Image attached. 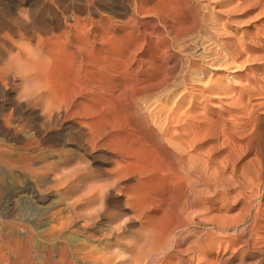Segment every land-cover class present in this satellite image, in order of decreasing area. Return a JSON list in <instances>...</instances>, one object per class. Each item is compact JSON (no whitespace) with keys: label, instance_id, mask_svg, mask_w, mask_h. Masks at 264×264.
Listing matches in <instances>:
<instances>
[{"label":"rangeland","instance_id":"1","mask_svg":"<svg viewBox=\"0 0 264 264\" xmlns=\"http://www.w3.org/2000/svg\"><path fill=\"white\" fill-rule=\"evenodd\" d=\"M8 1L9 0L7 1L0 0V20H1L0 26L8 27L10 25H13L12 31H14L15 33L13 32L12 35L18 34V32L20 33L22 32L23 35L30 34L29 30L31 29L34 30L33 28L37 27V25H41L42 24L41 22L48 21L50 17H52L51 13H53L52 9L50 8L51 7L50 4H52V6L55 4V6L57 7L60 5L64 7L68 5L70 6L71 3L73 5L76 4L75 0H69L70 2L68 0H60L61 4H58L56 0L55 1L41 0V2L40 0H34V1H37V2H34L35 3L34 5L40 6V8L39 7L35 8L33 6L35 9L31 7L30 8L31 10L30 9L27 10V11L32 12L30 13V12L25 11L27 8L26 5H22V6L18 5V7L15 10L16 13L17 12L18 14L21 13V16H18L13 11H11L12 9H10L11 5L14 4L13 7L16 5L15 3L16 0L14 2H12L11 0L9 2ZM94 1L96 0H92L93 4L94 3L97 4L96 2H99V0H97L96 2ZM108 1L110 0H105V1L102 0V2L100 0V2L97 5L92 7L93 10L95 12L96 11L99 12L100 14L102 13L105 14V11H106V14H107L108 9L111 8L113 5L115 6V4H117V2L121 0H111L110 2ZM161 1L162 0H157V1L156 0H146L145 2L144 0V6H147L146 8L150 7V9H147L148 15L146 13H144L143 15L141 13L142 16L138 14V16H136V18L134 19V20L138 19L135 22V24L138 22L136 25L134 23L130 24V27L129 25H126L125 27L119 28V30L117 29V31L119 32L121 29V32L124 30H129V31L131 30L133 32L136 31L135 33H138V30L142 32L143 30L152 31L153 29L155 31L157 28V30L155 31L157 33L158 30L159 32H161V29H163L164 21H166L165 24L171 23L170 24L171 27L174 26L171 29L173 28L177 29L176 27H178L179 29L180 26L178 25L179 24L181 25V22H182L180 31L177 29V31L181 32L182 38L181 37H180L181 39L179 37L177 38L178 43L177 45L176 44L174 45V48L175 47L176 48L172 52L171 51L167 52L166 56L164 57L160 55V58L158 60L160 62V63L158 62V66H159L158 69L160 70H157V74L159 72L158 76H160L159 78H162L163 76L161 77V75H163V73H162L161 68L163 69V72L165 73L164 69H166V66H167L166 65V62L168 61L167 57L170 56V54L168 53L172 54V58L174 59L175 63L170 64V60H169L168 64L170 67H172L171 72H173L172 73L173 75H170V79H169V81L171 80V82L173 81L174 83V85L173 84L171 85L173 88H171V91H170L173 94L170 93L169 95L167 90H165V94H164L163 93L164 91L160 89L161 92L159 90V94L156 95V97L158 96V98L155 97L151 99L154 101V104H153V101L150 102V100L148 102L146 101L145 103L147 104V106L149 105L148 111L154 105L158 104L156 105V108H157V111L159 112L156 111L157 116L154 115V119H155V124L158 121L157 125H155L157 130L160 131L158 132L160 134H163L162 136L164 140L163 141L164 147L162 146L161 148L165 150H161L160 148L161 150L160 153L163 154V151L166 152L164 154L165 156L163 155L164 159L166 156L172 158L176 156V154H178L179 156H183L182 158H184V160L190 161L191 163L195 165L196 169L194 171L198 172L199 170L201 171V173L203 172L201 175L204 174L203 175L204 177L201 176V178H199L200 172H198V174L195 172V175L197 174L196 179H199V181L201 180L200 181L201 183L197 180V182L199 183L197 189H199L200 194H199V197H197L198 200H195V203H193L191 206H188L187 208L185 207L182 213L184 217L181 214V218L185 220L187 219L189 221H193L194 223L197 224V226H195V230H196L195 234L196 235L198 234L197 237H198L199 243L200 241L201 243L202 242L204 243V244L203 243L199 244V246L201 245L200 246L201 251L199 252L201 253L203 251L204 253L202 252L200 254L199 252H195L193 254L194 255L193 261L196 263L198 260L197 262L198 264H201V263L202 264H206V263L207 264H216V263L219 264V260H221L220 257L222 258V252L224 248H226L228 243L232 240H236L237 245L240 243L238 240H250L251 245L253 244L256 247L264 246V184H261L258 187L254 183V180L255 182L257 181L256 180L257 177L255 176L264 177V0H196L198 5L195 2V0H188V2L186 0L185 1L183 0L181 1L180 0H176V1L175 0L174 1L173 0L172 1L163 0L162 2ZM170 1H171V4H170ZM189 1H191V5L194 3L193 6H190ZM67 2L69 4H67ZM165 2H168V3H165ZM173 2H176L177 4ZM179 3H180V6L178 5ZM186 3H188V5ZM2 4L3 6H1ZM169 4H170V7L172 6L171 8L169 7ZM183 4H185V6L187 7V8L185 7L186 8L185 10L183 8L184 12L182 11V7L184 6ZM175 5L176 7L178 5L179 8H175ZM194 5L197 7H195ZM100 6L101 7L103 6V7L101 8ZM5 7L7 8L5 9ZM96 7L99 8L100 10L97 9ZM2 8H4V12ZM42 8L44 9V11ZM165 8H166V11L164 10ZM172 8H174L176 12ZM189 8L191 9V11ZM58 9H60V7ZM177 9H179L180 11ZM188 9L190 11L188 13L190 14L186 13V10ZM154 10H156V12ZM167 10L171 11L170 14L172 13V11H174L175 13H173V16H171L172 14L170 15L169 11ZM11 12H13L15 15H12ZM28 13L30 14L28 15ZM164 13L166 15L168 13V17L170 18L164 15ZM201 13L202 15L200 16ZM22 14H25V15L23 16ZM160 14H163L164 17ZM175 14L178 16H175ZM191 14L192 16L189 17ZM8 15L10 16L12 15V16L11 17L9 16L8 18ZM27 15L28 17H26ZM40 15H45V16H41L42 17L41 18ZM179 16H181V19H179L180 18ZM186 16L188 18H186ZM193 16H195L194 19L197 20V21L195 20L197 23L189 19V18H193ZM6 17L7 19H9V21L7 19H4ZM16 17H17V20L20 17L19 22L16 21ZM21 17L24 21L21 20ZM45 17H47V19ZM175 17H176V21L178 19L177 22L178 23L180 22L179 24L175 21L174 19ZM197 17L198 18L201 17L202 20H199ZM26 18L28 20H26ZM31 18H33L35 21H38V22L37 23L35 22L34 26H30V25L29 27L25 26V23L27 21L29 22ZM37 18L41 20L39 21ZM118 18L119 17H116V20ZM157 18L159 21H162L163 18L165 20L162 21V24L161 23L158 24L157 22L159 21L156 20ZM145 19H148V21ZM182 19L185 21H187L188 19V21L186 23L184 21L183 23ZM12 20H13V23L10 22ZM14 20L16 21L15 23H14ZM123 20L124 19L119 18L117 21H123ZM154 20L156 21L157 24L155 23ZM173 21H175L174 22L175 24L173 23ZM198 21L202 22L200 24L203 26V28L202 27H199L200 29L198 28V26L200 25ZM151 22L152 24L150 25ZM16 23L23 24V28L21 24H19L20 27L22 28V31H21V28L18 27L19 25ZM188 23H190L192 26H189L190 24ZM145 24L148 26H146ZM194 24L195 25L198 24V26L196 25L195 27L196 31H194V26H195ZM134 25L136 27H134ZM156 25L161 26L162 28L160 27L161 29H159L158 26ZM184 25H187L188 27H190V29ZM149 26H150V30L148 29ZM127 27H129V29ZM133 27L135 28V30H133ZM184 28L186 29V31L184 30L185 33L183 32ZM191 28H193V31L191 30ZM168 29H165V31H167ZM171 29L169 31L173 33ZM183 33L184 34L187 33L186 36ZM166 34L167 36H171L170 33L169 35L168 33ZM156 37H157V41L160 38L159 42H155L156 38L154 39L152 38V40L155 42L156 46L158 45V47L162 49V42H161L162 36L159 37L157 35ZM180 40L183 42L181 43V45L179 44ZM181 49H184V50H181ZM175 54H176V57L177 56L179 57L176 58ZM165 57L166 59H162ZM184 58L186 59V61L184 60ZM182 59L184 61H181ZM162 62L163 64H165V66L162 64ZM176 62L178 63V65L176 64ZM159 64L160 65L162 64V65L160 66ZM173 64H176V65H173ZM171 72L169 71V73ZM168 86L171 87L170 85ZM146 104H145V107H147ZM125 107L126 109L128 108L126 105L123 106V104H122V107H118V110L120 111V113L123 108L125 109ZM124 109L122 110L124 114L123 113L121 114L124 115L123 117L127 118L126 119L127 122L131 124V121H129L130 119L128 118H131L132 116L133 117L136 116V114L133 113L135 112V110L132 111L130 109L132 113L135 114L133 115L131 114V112H129V109H127L128 111ZM125 112L126 113L128 112L129 114L128 113L126 114ZM128 115H132V116L129 117ZM138 122L140 123L138 124L135 123V125L136 124L138 125V127L137 125L136 127L140 130V132L142 130L141 133L143 135L144 130L140 128H145V127L141 125L143 123L141 122L140 119L138 120ZM27 133L30 136L26 135ZM27 133H23L25 137L29 139V141L27 139H25V141L27 143L29 142L31 146L35 145L36 140L35 141L33 140L36 138V136L35 135L31 136L33 133L32 134L30 132H27ZM31 140L33 142H31ZM41 143L36 144V146H38L37 148L38 151H43L42 153L45 152L42 156V160L45 159L43 162L45 164L47 163L45 166L47 168L46 169L42 168L35 172L33 170L30 171V169L28 171H25V173L18 172L20 173V176L19 174L17 175V171L19 169L16 167V165H12V166L9 165V163H11L9 158L11 157L8 156L7 154H5L6 155L5 156L3 154L5 151H2V153L0 151V240H1L0 241V257L3 258L6 256L7 262L5 261L4 264H9V263L28 264V262H30V264H49L50 260H56L61 255L60 253L64 252L63 249H67V251L71 252L72 251L71 249H73L72 248L73 246L75 247L79 245V244H76L77 242L83 243L84 240H86L85 243L86 242L88 243V241L91 242V240H93L91 243L95 244V241L98 240L96 243L100 242V244L101 243L109 244L110 250H107V252L110 253L109 255L111 256L110 258H113V260L111 259L110 263L116 262L115 264H118L120 262L122 264L123 263L124 264H137V263H131V260L130 259L128 260V258L124 259L128 257L127 254L129 255V253L126 250H124V247L126 246L125 243H128V242L133 243L135 241L141 242L143 240H146L147 238H150V232L146 228H144L140 222L142 218L140 219L139 216L137 217V215H136L137 218L134 217L133 215L135 214V212H133L132 209H129L130 206L128 207V206L123 205V203L120 202L121 201L120 196L114 195V193H111L113 195L105 194V196L102 197V199L101 197L100 198L98 197L99 195L95 196V199L93 198L92 201H89L91 200V198L89 197L86 199L88 195H87V192H85L84 188L85 189H89L90 187L97 188L98 187L97 185H100L101 182L109 183L111 176L108 172V169H110L112 164L107 161L96 162L91 165L83 164L85 163L84 162L85 156L83 155V151L80 145H77V143L75 144V143L69 142L67 145H60V144L54 145V143H52L51 146L46 145V144L42 145ZM1 144L2 143L0 141V145ZM8 144L12 145V143H8ZM75 145L78 147H75ZM56 146L59 147V149ZM9 147H12V146H9ZM49 147H51L52 149ZM63 148L68 149L67 151L71 155L67 154L68 152L66 150L63 151L62 150ZM167 149H170L171 152H169V150L167 151ZM70 150L72 152L74 151L73 154ZM48 151H53V153L50 152V154H48L49 153ZM55 151L58 152L57 156L55 154L57 152ZM46 153L48 154L49 157L47 156ZM1 154L2 156H5V157H2ZM52 154H55V155H52ZM44 155H46L47 157ZM49 158L51 159V161ZM55 158H57L59 161L56 160ZM52 159H54V161H52ZM48 160L50 162H55V165H53L52 163L53 165L52 166ZM57 162L58 163L60 162V163L58 164ZM7 163H8V166H7ZM81 163L82 165L85 166V167L83 166L85 169L82 167ZM38 164L43 165L42 162ZM77 164L81 165L82 169L81 168L79 169L81 174L80 175L78 174V175L80 177L75 179L74 180L75 182L73 181V183H76V184L68 183L67 185H64L63 183L60 189L59 187L58 188L55 187L56 190L54 187L53 188L51 187L52 184H54L53 182H56V180L51 181L53 177L55 178V175H57L56 177H60L64 173H68V172L71 173L70 170L76 169L75 171H77V168L80 167ZM94 165L96 166L97 169L93 167ZM36 166L33 165L32 167L34 168ZM8 167L11 169L13 168L14 169L11 170ZM15 167L17 169H15ZM64 167L65 168L67 167V168L65 169ZM74 167H77V168H74ZM105 168L107 169V171H105ZM41 170H44V172H42ZM81 170H83L85 173H83ZM77 172L80 173L79 171ZM42 173L43 174L45 173V174L43 175ZM22 174H24L23 176H25V178L22 176ZM82 174L83 175L85 174V175L82 177L81 176ZM39 175L40 177H38ZM248 177L250 178V180L252 179V183L254 186L253 187L252 185H250L249 189L248 187L243 185L245 184L244 181H246ZM107 179H108V182H107ZM250 180H247V182H249ZM35 184L37 185L36 187H35ZM33 185L35 188L33 187ZM46 185L47 186L51 185V186L47 187ZM19 186H21V188ZM22 186L24 187L26 186V187L24 188ZM65 186L68 187V190L67 188H65ZM244 186L246 187V191H245ZM46 187H47V190H46ZM76 188H78L79 190ZM227 188H229L230 190L236 189V188H239L240 190H242L243 188V191H241L242 192L241 193L239 190V192L241 193L240 194L238 190H235V192L237 191L238 193L232 192L230 195L231 197H227L226 196L227 191H230ZM27 189L28 191H26ZM40 189L42 191H40ZM65 190H67L68 192ZM69 191L70 192L72 191L71 194ZM91 191L89 192V194L92 193L90 195L94 196L95 194L93 193H95V191L93 192ZM200 191L202 192V194ZM39 193L40 195L37 196V194ZM81 193H82V196H80ZM84 193L86 194L85 196H83ZM77 194L79 195L82 203L80 200L78 202L79 197ZM69 195L70 197L68 199ZM74 195H76L78 198H75ZM72 196H74L73 198L77 200L75 201L74 199L72 200ZM106 196H107V200H105ZM115 196L119 200H117ZM108 198L109 199L112 198V199L109 200ZM100 199L102 202L99 201ZM66 200H70V204ZM95 200L97 202H95ZM84 201L85 203L88 201L87 204H85ZM63 202L65 203L67 202L68 204L67 203L63 204ZM99 202H101L104 206H102L101 203L99 204ZM83 204H85V206ZM98 204L101 206V208ZM65 205H68V206H65ZM69 205H74V206H71L70 208ZM91 205H93V207ZM120 205H122V207ZM86 207L87 208L90 207V209L87 210ZM67 208L71 212L68 211ZM80 209L81 211L88 212V213L85 214L84 212H82V216H83L82 217L80 214L81 213ZM83 209H86V210H83ZM60 211H63L66 214H63V212H60ZM131 211L133 212L132 213L133 215L131 214ZM56 212L60 214L58 215V213ZM67 212H70V214H68ZM61 214L67 215V217L65 216L59 217ZM84 215L86 218L91 220V223H90V220L86 222L88 219L87 220L84 219L85 218ZM73 216L76 217V219ZM61 219H63V221ZM69 219H70V222H69ZM130 219H132V221ZM173 219L174 220H171V217L169 216L167 223H169V225L170 224L172 225L171 228L174 226L178 227L180 218L179 220L178 218L176 219L173 218ZM60 221L64 223L62 224V222L60 223ZM77 221L79 224L77 223ZM80 221H84L86 223L84 224V222L81 223ZM133 221H135V223H133ZM74 222L75 224L73 225ZM65 223L67 224V226L65 225ZM87 223L88 224L90 223L91 226L89 225L88 227ZM92 224L94 227L92 226ZM65 228H68V229H65ZM86 228L88 231L86 230ZM247 228L248 229L250 228V229L248 230ZM80 229L81 230L83 229V230L81 231ZM172 230L173 228L171 229V231ZM173 234L174 233L171 234L172 237L175 235ZM172 237H170V235L166 236L164 240H167L166 243L169 241V244L167 243L166 245V243L165 244L163 243L160 247L162 250L155 249V251L154 250L152 252L150 251V254L148 255L146 254L147 252H145L146 255L142 254L139 257V259L135 261L138 262L139 264H148V261L151 259L150 256H152L153 258L152 260H154L155 262L162 255H166V253H168L169 251V245H170L171 240H175ZM13 240L14 241L20 240L19 241L20 243L17 244L18 242L17 241L15 242L16 244L15 243L12 244ZM102 240H105L106 242H102ZM111 240H112V243H111ZM122 240H125V241H122ZM26 241H28V243ZM2 242L4 245L3 244L1 245ZM4 242H6V244ZM113 242L115 243L113 244ZM61 243L63 244L65 243L68 245H63ZM69 244L72 246H70ZM8 245L9 246L13 245V246L9 247ZM44 245H45V248H44ZM112 247H115V249ZM40 249L42 250V252ZM111 249H113L114 251ZM229 249L231 251L234 248H229ZM122 251L124 252L122 253ZM112 252L114 255L117 253L116 256H112L113 255ZM164 252L165 254H163ZM46 253L50 257L46 255ZM120 254H121L122 262L121 260H119ZM123 254L125 255L124 258H123L124 256ZM201 255H202V258L204 257V260L201 258ZM117 256H118L119 261H117L116 259ZM156 257L158 258L156 259ZM37 258H39L38 259L39 262L38 260H36ZM247 258H245L244 260L245 263L246 262L248 263V261H253V258H248V259ZM15 259L18 263L15 262ZM140 259L141 261H139ZM40 261L43 263H40ZM135 261H132V262H135ZM149 262H152V261L150 260ZM233 262L236 263L237 261L234 260ZM0 263L2 264V262ZM261 263L264 264V258H261ZM150 264H154V263H150Z\"/></svg>","mask_w":264,"mask_h":264},{"label":"bare ground","instance_id":"2","mask_svg":"<svg viewBox=\"0 0 264 264\" xmlns=\"http://www.w3.org/2000/svg\"><path fill=\"white\" fill-rule=\"evenodd\" d=\"M11 1L14 2L15 0H11ZM43 1H45V0H43ZM50 1H55V0H50ZM56 1L58 2V4H61L60 0H56ZM75 1H76L75 5H73L71 3L70 6L68 5L66 7H64L62 5L57 7V6H55V4L53 6H52V4H50L51 7L50 6H48V7H50L52 9V12H53V13H51L52 17H50V19L46 22H41L42 23L41 25L36 24L37 27L33 28L34 30H32L30 28L31 29V30H29L30 34L23 35L22 32H21L22 34L20 32H18V34L12 35L14 31H12L13 25H10L11 23L9 25L12 27H10V26L1 27L0 26L1 27L0 28V141L2 143L0 145V147H1L0 151H1V153H2V151H5L6 153L4 152L3 154L4 155L7 154L8 156L11 157L9 159H10V162L13 164L9 163V165L10 166L16 165V167L19 169L18 171L16 170L17 175L19 174V176H20V173H18V172L25 173V171H28L29 169H30V171L33 170L35 172V171H38L42 168H45V169L47 168V167H45L47 163L45 164L43 162L45 159L42 160V156L45 152L42 153L43 151H38V149H37L38 146H36V144H40L41 142H42L41 143L42 145L46 144V145H50V146L52 145V143H54V145L55 144L67 145L69 142L75 143V144L77 143V145H80V147L83 151V155L85 156V159H84L85 163H83L85 165L86 164L91 165V164H94L96 162H105V161L110 162L112 164V166L110 167V169H108V172L111 176V179H110L111 181L109 180V183H102L101 182L100 185H97L98 187L95 186L97 188H94V187H92V188L90 187L89 189L84 188L85 192H87V195H88L86 197V199L89 197V198H91V200H89V201H92V199L93 198L95 199V196H98V195H99L98 197L99 198L101 197V199H102V197H104L105 194L108 195L111 193H114V195H119L121 198L120 202L123 203V205H125V206H128V207L130 206L129 209H132L133 212H135V214L133 215L132 214L133 212L131 211V214L134 217H136V215H137V217L139 216L140 219L142 218V220L140 221L142 226L150 232V238L146 237L149 240L146 239L143 241L139 240L141 242L135 241L133 243H131V242L125 243L126 246L124 247V250H126L129 253V255L127 254L128 257L124 258L125 255L123 254L124 255L123 258L124 259L128 258V260L130 259L131 263L139 264L135 260H138L142 254L143 255L145 254V252H147L146 254L148 255V254H150V251L151 252L153 250L155 251V249L162 250L160 247L163 243L164 244L166 243L167 240H164L166 238V236L170 235V237H172L171 234L174 233L175 235L173 234L174 236L172 238H174L175 240H171L168 253H166V255H162L159 258L156 257V259L157 258L158 259L155 262H154V260H152L153 259L152 256H150L151 259L150 258L149 259L152 262H149L150 261L149 260L148 264H150V263H154V264H196L198 262V260L196 263L193 261V258H194L193 254L195 252L201 251L200 250L201 245L199 246L201 241L199 243V240L197 237L198 234L197 235L195 234V232H196L195 226H197V224L194 223L193 221H189L187 219L185 220V219L181 218V214L183 213L185 207L187 208L188 206H191L193 203H195V200H198L197 197H199L200 193H199V189H197L198 185H199L197 180L199 181V179H196L197 178L196 175L198 174V172H200L199 173L200 176L199 175L198 176H199V178H201V176L204 177L203 176L204 174L201 175L203 172L201 173V171H199V170H198V172L194 171L196 169L195 165L193 163H191L190 161L184 160V158H182L183 156H179L178 154H176V156H174L172 158L166 156L167 159H166V157L164 159L163 155L166 152L163 151V154L160 153L161 150H165V149L161 148L162 146L164 147V143H163L164 140H163V136H162L163 134H160L159 133L160 131L157 130L155 125H157L158 121L155 124V119H154V115L157 116L156 115V111H157L156 105H158V104L154 105L148 111L149 105L147 106V104L145 103L146 101L148 102L149 100H150V102L153 101L151 99L155 98L156 95L159 94L160 89L164 91V92L162 91L164 94H165V90L168 91L169 95L171 93L170 92L171 88H173L171 85L172 84L174 85V83H173V81L171 82V80L169 81V79H170V75H173L172 74L173 72H171L172 67L169 66L168 61L170 60V64H172V63H175L174 59L172 58V54L168 53V54H170V56L167 57L168 61L166 60L167 66H166V69H164L165 73L163 72V69L160 67L162 70V73H163V75H161V77L163 76L162 78H159L160 77V76H158L159 72L157 74V70H160V69H158V67H159L158 66V62H159L158 60L160 58V55L164 57V56H166L167 52H169V51L172 52L176 48V47L174 48V45L175 44L177 45V43H178L177 38L181 37V32H179V31H180V28L182 26V22L180 25L179 24L180 22L179 23L177 22L178 19L176 21V17L174 18L175 21L179 24V25L178 24L177 25L180 26L179 29H178V27H176L179 31H177V29H174V28L171 29L174 26L171 27V25H170L171 23L165 24L166 21H164L165 19L163 18V20H162V21H164L163 26L165 27V29H168V27H169V29L167 31H165L164 27H163V29H161L162 28L161 26L156 25V26H158L159 29H161V32H159V30H158L156 33L155 32L157 30L156 27H155L156 28L155 31L153 29L151 31L150 26L148 28L150 31H144L143 30L141 32L140 30H138V33H135L136 31L133 32L131 30L130 31L124 30L121 32V29H120V31L118 32L117 29L119 30V28L125 27L126 25H129V27H130V24H133V23L135 24V22L138 19L137 20H134V19L136 18V16H138V14L141 15V13H142V15H143L144 13H146L148 15L147 9H150V7H149L150 4L148 6L149 8H146L147 6H144V0H121V1H118L117 4H115V6L113 5L109 9H108V7H109L108 6L107 7V9H108L107 14H106V11H105V14H103V13L100 14L97 11L95 12L92 8L93 6L97 5L100 2V0H99V2H96L97 0L94 1L97 4H95V3L93 4L92 0H78V1L75 0ZM110 1H108V2H110ZM166 1H168V0H166ZM171 1H170V4H171ZM183 1H185V0H183ZM186 1L188 2V0H186ZM34 2H37V1H34V0H16L15 1L16 5L14 7H13L14 4L11 5L10 9H12L11 11H13L18 16H21V13L18 14V12L17 13L15 12L18 5H21V6L26 5L27 8L25 11H27L31 7L32 8H34V7L40 8V6H35ZM40 2H41V0H40ZM40 2H39V4H40ZM101 2H102V0H101ZM145 2H146V0H145ZM189 2H190V6H193L194 3L191 5V1H189ZM195 2L197 3L196 0H195ZM53 3H55V2H53ZM114 3H116V2H114ZM165 3H168V2H165ZM173 3H176V2H173ZM67 4H69V3L67 2ZM111 4H113V3H111ZM163 4H164V2H163ZM170 4H169V7H170ZM186 4L188 5V3H186ZM178 5L180 6V3ZM178 5H177V7L175 5V8H179ZM183 5L184 6L182 7V11L184 12V10L187 7L185 6V4H183ZM197 5H198V3H197ZM1 6H3V4ZM46 7H47V5H46ZM59 7H60V9H58ZM173 7H174V5H173ZM195 7H197V6H195ZM6 8L7 7H5V9ZM23 8H24V6H23ZM183 8H184V10H183ZM2 9L4 12V8H2ZM97 9H99V8H97ZM155 9H156V7H155ZM172 9H174V8H172ZM189 9L186 10V13L191 11V9H190V11H189ZM199 9H200V7H199ZM104 10H106V9H104ZM164 10L166 11V8ZM177 10H179V9H177ZM37 11H39V10H37ZM37 11H35V12H37ZM43 11H44V9H43ZM154 11L156 12V10H154ZM167 11H169V10H167ZM13 12H11L12 15H15ZM27 12H30V11H27ZM170 12L171 11H169V14H170ZM175 12H176V10H175ZM175 12L172 11V13H171L172 15L171 14L170 15L173 16V13H175ZM30 13H32V12H30ZM30 13H28V15ZM48 13H50V12H48ZM159 13H161V12H159ZM165 13H164V15H166ZM176 14H175V16H178ZM184 14H182V15H184ZM188 14H190V13H188ZM22 15L24 16L25 14H22ZM28 15L26 17H28ZM160 15H162L164 17L163 14H160ZM196 15H198V14H196ZM201 15H202V13L200 14V16ZM9 16L10 15H8V18H9ZM41 16H45V15H40V17ZM166 16L168 17V13ZM191 16H192V14L189 17H191ZM114 17H115V19H114ZM116 17H119V18L124 19V20L123 21H117L119 18L116 20ZM179 17H180L179 19H181V16H179ZM194 17L195 16H193V18H189V19H191V21H193V22H196L197 20L194 19ZM19 18L17 20V17H16V21L19 22ZM33 18H35V17H33ZM33 18H31V20L29 22L27 21L25 23V26H28V27H29V25L34 26V23L38 22V21H35ZM45 18L47 19V17H45ZM168 18H170V17H168ZM186 18H188V17L186 16ZM4 19H7V17ZM192 19H194V20H192ZM198 19L202 20L201 17H199ZM7 20L9 21V19H7ZM21 20L24 21L22 19V17H21ZM26 20H28V19L26 18ZM38 20L40 21L41 19H38ZM145 20L148 21V19H145ZM156 20H158V18ZM16 21L14 20V23ZM154 21H152V22H154ZM162 21H159L157 23L162 24ZM175 21H173V23ZM184 21L185 20H183V23H184ZM187 21H188V19H187ZM187 21H185V23ZM10 22L13 23V20ZM152 22L150 23V25L152 24ZM170 22H171V20H170ZM155 23H156V21H155ZM198 23L200 24L202 22L198 21ZM16 24L19 25L21 23H16ZM188 24H190V23H188ZM135 25H134V27H136ZM196 25L198 26V24H196ZM196 25L194 26V31H196L195 30ZM200 25L198 26V28L199 27L203 28V26L202 25L200 26ZM21 26L23 28V24H21ZM146 26H148V25H146ZM184 26H187V25H184ZM189 26H192V25L190 24ZM18 27H20V25ZM129 27H127V28L129 29ZM134 27H133V30H135ZM22 28H21V31H22ZM138 28H139V26H138ZM188 28L190 29V27H188ZM170 29L172 30L173 33H171L169 31ZM18 30H20V29H18ZM184 30L186 31L185 28L183 29V32H184ZM191 30L193 31V28H191ZM166 33H168V35L170 33L171 36H167ZM25 34H26V32H25ZM186 34H184V35L186 36ZM157 35L159 37L162 36V38H161L162 49L159 48L158 45L156 46V44H155V42H159V40H160V38H159L157 41V37H156ZM152 38L153 39L156 38V41L154 42L152 40ZM151 43H152V45H151ZM181 43H183V42L180 40L179 44L181 45ZM160 45H161V43H160ZM181 50H184V49H181ZM179 51H180V49H179ZM175 57H176V54H175ZM178 57L179 56H177L176 58H178ZM162 59H166V57L162 58ZM184 60L186 61L185 58H184ZM184 60L182 59L181 61H184ZM161 61H163V60H161ZM177 61H178V59H177ZM164 63H165V61H164ZM181 63H183V62H181ZM162 64H163V62H162ZM176 64L178 65L177 62H176ZM176 64H173V65H176ZM163 65L165 66V64H163ZM169 71L171 73H169ZM174 79H175V77H174ZM168 85H170L171 87H169ZM161 86L163 89L161 88ZM161 90H160V92H161ZM172 91H174V90H172ZM171 94H173V93H171ZM165 97H166V95H165ZM156 98H158V96ZM169 99H171V98H169ZM122 104H123V106L126 105L128 107L127 109H129V112H131V114L135 113L136 116L139 118H137L136 116L133 117L132 115H128L129 117H131V116L133 117V118L132 117L128 118V119H130L129 121H131V124L128 123L126 120L127 118L123 117L124 115L121 114V113H123L122 110L124 108L122 110L120 109L121 113L118 110V107H122ZM145 104L147 107H145ZM153 104H154V101H153ZM150 107H151V105H150ZM125 109H126V107H125ZM130 109L132 111L135 110V112L132 113V111ZM157 112H159V111H157ZM135 114H133V115H135ZM139 119L143 123L141 125H143L145 127V128H140V129L144 130L143 135L141 133L142 130L140 132V130L137 128L138 127L137 124L140 123V122H138ZM135 123H137L136 124L137 127H136ZM143 126H141V127H143ZM27 132H30L31 134L33 133L31 136H33V135L36 136V138L33 140V141L36 140L35 145L31 146L29 142L27 143L25 141V139H27V137H25V135L23 133H27ZM161 133H163V132H161ZM26 135H28V133ZM28 136H30V135H28ZM27 140L29 141V139H27ZM33 141L31 140V142H33ZM8 143H12V145H10ZM9 146H12V147H9ZM39 146H41V145H39ZM46 147H48V146H46ZM75 147H78V146L75 145ZM49 148H51V147H49ZM57 148L59 149V147H57ZM67 148H69V147H67ZM160 148H161V150H160ZM73 149H74V147H73ZM78 149H80V148H78ZM62 150L67 151L68 149L63 148ZM168 150H169V152H171L170 149H167V151ZM48 152H47L48 154H50V152L53 153V151H48ZM55 152H57V151H55ZM73 152H72V154H73ZM48 154H47V156H48ZM55 154L57 156L58 152ZM55 154H52V155H55ZM67 154H69V152ZM69 155H71V154H69ZM1 156H2V154H1ZM5 156H2V157H5ZM44 156H46V155H44ZM55 159L58 160L57 158H55ZM63 159H65V158H63ZM50 161H51V159H50ZM52 161H54V159H52ZM41 162L43 163V165L38 164ZM2 163H4V162H2ZM52 163H53V165H55V162H50L51 165H52ZM4 164H6V163H4ZM17 164H18V166H17ZM33 165H35V166L38 165V166L33 168L32 167ZM77 165H79V164H77ZM81 165H82V163H81ZM81 165H79L80 167L78 166L79 168H77V167H74V168H77V171L80 172L79 169L81 168ZM7 166H8V163H7ZM83 166L84 165H82V167ZM259 166H260V164H259ZM16 167H15V169H17ZM93 167L96 168L95 165ZM87 168H88V166H87ZM106 168H105V171H107ZM9 169H11V168H9ZM13 169H11V170H13ZM70 169H71V167H70ZM91 169H93V168H91ZM91 169H90V171H91ZM75 170H70L71 173L68 172V173H64L63 175L61 174L62 173L61 172L60 174L62 176H60V177H56L57 175H55V178L53 177V179H51V181L56 180V182H53L54 184H52V186L51 185H49V186H51L52 188L53 187L54 188L59 187V189H60V187H61V185H63V183H64V185H67L68 183L72 184L73 181L75 179H77L78 177H80L79 175L81 174V172L78 173ZM87 170H89V169H87ZM41 171L44 172V170H41ZM41 171H40V173H41ZM81 171L83 173H85L83 170H81ZM195 172L197 173L196 175H195ZM56 173H54V174H56ZM109 174H107V175H109ZM248 174H249V172H248ZM23 175L24 174H22V176ZM84 175L82 174L81 176L83 177ZM23 177L25 178V176H23ZM38 177H40V175ZM255 177H257L256 178L257 183L255 182V180H254V183L258 187L261 184H264V177H258V176H255ZM79 180H80V178H79ZM247 180H250V178L248 177ZM247 180L244 181L245 184H243V185H245L249 189L250 185L253 186V183H252V179L249 182H247ZM107 182H108V179H107ZM73 184H76V183H73ZM36 186L37 185L35 184V187ZM49 186H47V187H49ZM90 186H91V184H90ZM19 187L21 188V186H19ZM22 187H24V186H22ZM33 187H34V185H33ZM47 187H46V190H47ZM246 187H245V191H246ZM24 188H22V189H24ZM65 188H67V190H68L67 186H65ZM239 188L232 189V190L227 188L230 191H227L226 196L231 197L230 196L231 193L235 192V190H238V192H239V190H240ZM243 188H242V190H240V192L243 191ZM76 189H78V188H76ZM93 189H95V190H93ZM37 190H39V189H37ZM55 190H56V188H55ZM55 190H54V192H55ZM67 190H65V191H67ZM91 190L95 191V193H93V194H95L94 196L90 195L92 193L89 194V192ZM200 190H202V189H200ZM26 191H28V189ZM40 191H42V190L40 189ZM93 191H91V192H93ZM71 192H70V194H71ZM238 192L236 191L235 193H238ZM15 193H17V192H15ZM201 194H202V192H201ZM32 195H33V193H32ZM34 195H36V194H34ZM38 195H40V193L37 194V196ZM85 195L86 194L84 193L83 196H85ZM111 195H113V194H111ZM74 196H75V198L79 197V195H78V197L76 195H74ZM74 196H72V200L74 199L73 198ZM80 196H82V193ZM69 197H70V195L68 196V199H69ZM105 198H106L105 200H107V196ZM115 198L117 199L116 196H115ZM101 199L99 201H101ZM111 199H109V200H111ZM75 200H77V199H74V201ZM79 200H80V197L78 198V202H79ZM96 200H95V202H97ZM117 200H119V199H117ZM66 201L69 202V204H70V200H66ZM87 202L85 203V201H84L85 204H87ZM101 202H99V204ZM106 202H108V201H106ZM64 203L65 202H63V204ZM72 203H74V202H72ZM81 203H82V201H81ZM85 204H83V205L85 206ZM93 205H91V206L93 207ZM106 205H108V204H106ZM65 206H68V205H65ZM69 206L71 208V206H74V205H69ZM102 206H104V205L102 204ZM118 206H119V204H118ZM120 206L122 207V205H120ZM64 207H62V208H64ZM100 208H101V206H100ZM86 209L89 210L90 207L89 208L86 207ZM86 209H83V210H86ZM67 210L70 211L68 208H67ZM124 211H125V209H124ZM127 211H129V210H127ZM60 212H63V211H60ZM70 212H67V213L70 214ZM72 212H74V211H72ZM80 212L79 213L82 216V212H84V211H81V209H80ZM56 213H58V212H56ZM84 213L86 214L88 212H84ZM166 213H167V215H166ZM59 214L60 213H58V215ZM63 214H66V213L63 212ZM61 216L67 217V215H62V214L59 217H61ZM169 216L171 217V220H174L173 218H175V219L178 218V220H179V218H180L178 227L177 226L172 227L173 228L172 231H171L172 225L171 224L169 225V223H167ZM84 217H85V215H84ZM183 217H184V215H183ZM74 218L76 219V217H74ZM56 219H58V218H56ZM66 219H64V220H66ZM84 219L87 220L88 218L85 217ZM61 220L63 221V219H61ZM89 220L90 219H88L86 222H88ZM130 220L132 221V219H130ZM62 221H60V223ZM69 222H70V219H69ZM80 222L83 223L84 221H80ZM86 222H84V224ZM92 222H94V221H92ZM63 223L64 222H62V224ZM66 223H67V221H66ZM66 223H65V225L67 226ZM77 223H78V221H77ZM90 223H91V220H90ZM90 223L89 224L87 223L88 227H89ZM133 223H135V221H133ZM74 224H75V222L73 223V225ZM92 226H93V224H92ZM80 227H81V225H80ZM65 229H68V228H65ZM146 229H144V230H146ZM86 230H87V228H86ZM83 232H85V231H83ZM89 238H90V236H89ZM199 239H200V237H199ZM17 241L13 240L12 244H14L15 242H17V244L20 243L19 242L20 240H17ZM22 241H24V240H22ZM28 241H26V242L28 243ZM85 241L86 240H84V242H83V240H82L83 243L77 242L76 244H79V245L72 247L73 248V249H71L72 253L70 251H67V249H63L64 252H61V253L58 251L61 255L59 254L60 256L56 260L48 259V260H50L49 264H113L114 263V262L110 263L111 259L113 260V258H110L111 257V256H109L110 253L107 252V250H110L109 244L101 243V244H103V245H101L100 242L96 243L98 240L95 241V244L91 243L93 240H91V242L88 241V243L87 242L85 243ZM122 241H125V240H122ZM238 241L240 242L238 245L236 243V240H232L228 243L227 247L224 248V250L222 252V258L220 257L221 260L218 259L219 264H262L261 258H264V246L256 247L253 244L251 245L250 240H238ZM7 242H8V240H7ZM34 242H36V241H34ZM69 242H70V240H69ZM102 242H106V241L102 240ZM126 242H127V240H126ZM4 243L6 244V242H4ZM111 243H112V240H111ZM114 243L115 242H113V244ZM129 243H131V244H129ZM167 243L169 244V241ZM167 243H166V245H167ZM2 244H3V242L1 243V245ZM61 244H63V243H61ZM63 245H68V244L64 243ZM123 245H124V243H123ZM127 245H129V246H127ZM12 246L13 245H10L9 247H12ZM41 246H42V244H41ZM70 246H72V245H70ZM117 246H119V245H117ZM115 247H112V248L115 249ZM37 248H39V247H37ZM44 248H45V245H44ZM64 248H65V246H64ZM229 248H234V249H232L230 251ZM111 250H113V249H111ZM119 250H120V248H119ZM119 250H117V251H119ZM1 251H2V249H1ZM254 251H256V252H254ZM41 252H42V250H41ZM115 252H116V250H115ZM123 252L124 251H122V253ZM112 254H113V252H112ZM116 254L115 255L113 254L112 256H116ZM163 254H165V252ZM3 255H1V256H3ZM46 255H48V254L46 253ZM118 256L116 258L117 261L121 260V262H122L121 254H120L119 260H118ZM54 257H56V256H54ZM247 257L253 258V261H248V263L247 262L245 263L244 260ZM46 258H48V257H46ZM51 258H53V257H51ZM201 258H202V255H201ZM38 259L39 258H37L36 260H38ZM124 259H123V261H124ZM141 259L139 261H141ZM202 259L204 260V257ZM202 259H200V260H202ZM21 260H23V259H21ZM195 260H196V258H195ZM234 260H236L237 262L234 263L233 262ZM5 261L7 262L6 256L3 258L0 257V262H2V264H4ZM132 261H135V262H132ZM15 262H17L16 259H15ZM38 262H39V260H38ZM40 263H43V262L40 261ZM9 264H12V263H9ZM23 264H25V263H23ZM28 264H30V262H28ZM118 264H122V263L119 262Z\"/></svg>","mask_w":264,"mask_h":264}]
</instances>
